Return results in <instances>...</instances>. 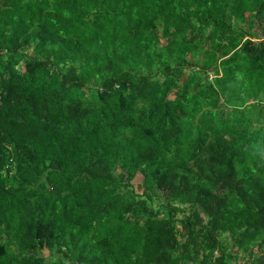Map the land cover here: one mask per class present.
Segmentation results:
<instances>
[{"label":"trees","instance_id":"trees-1","mask_svg":"<svg viewBox=\"0 0 264 264\" xmlns=\"http://www.w3.org/2000/svg\"><path fill=\"white\" fill-rule=\"evenodd\" d=\"M242 250L264 264V0H0V264Z\"/></svg>","mask_w":264,"mask_h":264},{"label":"rangeland","instance_id":"rangeland-1","mask_svg":"<svg viewBox=\"0 0 264 264\" xmlns=\"http://www.w3.org/2000/svg\"><path fill=\"white\" fill-rule=\"evenodd\" d=\"M142 181H143V176L141 174H138L134 180V183L138 187L142 183ZM235 256L238 257L239 259L243 258L245 260V262H251V261L255 260V258L253 256L250 257V255L244 250L235 254Z\"/></svg>","mask_w":264,"mask_h":264},{"label":"crops","instance_id":"crops-1","mask_svg":"<svg viewBox=\"0 0 264 264\" xmlns=\"http://www.w3.org/2000/svg\"><path fill=\"white\" fill-rule=\"evenodd\" d=\"M256 251H258V250L256 249ZM234 259L237 261V264H248L247 262H245V260L243 258L239 259L238 257H236ZM230 261L232 262L233 261V258L230 259Z\"/></svg>","mask_w":264,"mask_h":264},{"label":"clouds","instance_id":"clouds-1","mask_svg":"<svg viewBox=\"0 0 264 264\" xmlns=\"http://www.w3.org/2000/svg\"><path fill=\"white\" fill-rule=\"evenodd\" d=\"M212 76V75H211Z\"/></svg>","mask_w":264,"mask_h":264}]
</instances>
